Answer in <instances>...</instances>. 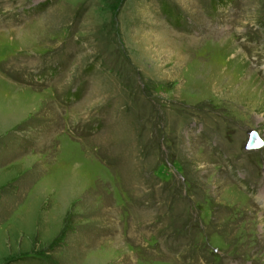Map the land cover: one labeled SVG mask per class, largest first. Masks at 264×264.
Masks as SVG:
<instances>
[{"label":"rangeland","instance_id":"374dc122","mask_svg":"<svg viewBox=\"0 0 264 264\" xmlns=\"http://www.w3.org/2000/svg\"><path fill=\"white\" fill-rule=\"evenodd\" d=\"M47 1L0 0V264H264V0Z\"/></svg>","mask_w":264,"mask_h":264},{"label":"water","instance_id":"95a60500","mask_svg":"<svg viewBox=\"0 0 264 264\" xmlns=\"http://www.w3.org/2000/svg\"><path fill=\"white\" fill-rule=\"evenodd\" d=\"M264 145L263 139L256 130H251L249 137L246 142V147L248 149L260 148Z\"/></svg>","mask_w":264,"mask_h":264},{"label":"trees","instance_id":"16d2710c","mask_svg":"<svg viewBox=\"0 0 264 264\" xmlns=\"http://www.w3.org/2000/svg\"><path fill=\"white\" fill-rule=\"evenodd\" d=\"M53 1L54 0H48L47 2H45V3H47V4H44V5H42V7H40L39 9L37 8V6H36V8H37V11L38 10H40V9H43L45 6H48V5H51L52 3H53ZM218 4H220V5H223V3L219 0L218 1ZM40 6H41V4H40ZM35 8V9H36ZM34 9V10H35ZM180 17H177V19H176V21H178V19H179ZM177 24V23H176ZM51 78H53V77H51ZM51 80V79H50ZM32 82V81H31ZM75 93H77V91H75ZM81 97V95H77V96H75V97H73L71 100H72V102H74V101H77V100H79V98ZM26 124H24V126H25ZM27 126V125H26ZM31 127V126H30ZM23 129H26V128H23Z\"/></svg>","mask_w":264,"mask_h":264}]
</instances>
